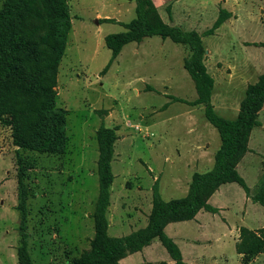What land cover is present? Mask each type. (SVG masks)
Segmentation results:
<instances>
[{
	"label": "rangeland",
	"instance_id": "374dc122",
	"mask_svg": "<svg viewBox=\"0 0 264 264\" xmlns=\"http://www.w3.org/2000/svg\"><path fill=\"white\" fill-rule=\"evenodd\" d=\"M4 1L0 0V8ZM67 1L73 22L58 70L56 91L58 106L68 111V147L60 155L19 148L14 144L11 127L0 121V264H19V174L23 176L27 193L32 259L40 264H75L80 254L90 248L95 233L92 215L99 193L96 134L102 124L116 128L118 135L112 159L115 177L107 213L108 232L112 236L127 235L147 225L155 177L158 176L160 193L165 200L181 198L187 194L194 172L213 167L215 153L221 145L219 132L206 119L203 106L173 101L171 97L190 101L197 97L194 81L183 65L184 58L190 55L186 45L160 36L130 42L123 47L116 62L104 71L112 54L105 37L124 28L120 22L101 21L107 17L130 21L136 16L135 0L134 8L130 0ZM184 1L174 2L171 8L174 18L168 23L177 20L187 30L204 33L219 14L214 0H187L190 13L184 12ZM160 4L161 15L168 19L171 13L165 6L172 3L165 5L160 1ZM116 6H123V11H120L122 7L117 11ZM262 9L264 5L256 8L255 22L242 20L240 25L232 27L228 23L218 33L203 36L205 47L213 50L208 60L209 72L217 80L212 103L226 118L236 117L245 93L244 88L238 87L230 95V107L223 103L224 72L219 68L223 64L219 62L218 51H227L233 45L232 49L239 53L245 50L243 43L249 40L264 41ZM188 14L192 15L190 21ZM250 49L262 57L264 69V47ZM149 86L155 89L148 90ZM250 145L264 153L262 128L254 129ZM262 160L252 152L243 159L239 172L248 185L254 184L255 169L262 165ZM222 191L230 202L231 209L224 216L230 222L232 238L224 244L206 242L197 251L205 257L221 255L217 264H222V256L229 261L223 264H264V252L245 262L244 255L236 250L241 224L256 226L251 221L258 219L262 224L264 214L258 207L262 210L263 207L255 206L250 211V221L242 223L244 189L234 182L224 185ZM220 219L219 216L211 221L205 231L199 230L195 220L172 222L166 232L178 237L213 233L215 240L228 232ZM234 237L239 240L235 242ZM154 243L155 257L171 260L160 240L155 239ZM181 244L188 255L190 247ZM134 258L138 262L141 255L135 254Z\"/></svg>",
	"mask_w": 264,
	"mask_h": 264
},
{
	"label": "trees",
	"instance_id": "16d2710c",
	"mask_svg": "<svg viewBox=\"0 0 264 264\" xmlns=\"http://www.w3.org/2000/svg\"><path fill=\"white\" fill-rule=\"evenodd\" d=\"M136 16L121 22L124 31L106 35L105 42L112 54L104 68L107 71L123 47L130 42H141L146 37L160 36L186 45L190 55L183 65L195 83L197 98L190 101L171 96L173 101L203 106L206 119L218 130L221 145L214 156V166L205 172H194L187 194L165 200L159 184L153 185L152 209L148 223L127 235L109 234L107 217L114 180L112 159L118 138L117 129L102 124L97 130L99 156L97 161L99 193L93 212L95 233L90 248L83 251L75 264H120L124 257L142 250L158 238L175 264H188L176 242L166 233L170 222L193 219L205 209L218 212L208 200L224 183L236 182L254 202L264 207V177L254 190L237 169L238 163L250 150L252 129L261 124L259 111L264 105V72L257 82L249 84L235 118L220 115L212 103L215 79L205 63L206 47L203 36L212 35L232 13L220 8L210 28L200 33L165 22L153 0H135ZM170 12V10L168 9ZM103 21L115 22L107 17ZM170 21H173L170 14ZM72 15L67 0H5L0 8V121L12 129L14 144L19 148L60 155L68 147V111L57 104V77L66 53L72 28ZM264 47V42L259 43ZM148 90H154L149 86ZM21 201L17 256L19 264L35 262L29 251L27 225V193L23 176L18 177ZM238 253L245 262L264 252V227L259 231L242 226Z\"/></svg>",
	"mask_w": 264,
	"mask_h": 264
},
{
	"label": "crops",
	"instance_id": "0c3cea01",
	"mask_svg": "<svg viewBox=\"0 0 264 264\" xmlns=\"http://www.w3.org/2000/svg\"><path fill=\"white\" fill-rule=\"evenodd\" d=\"M133 1L134 0H130V3L132 5H133ZM160 1L162 3H166L165 5H167L169 2L172 3L171 5L169 4L168 6H165V9H167V10L169 9L170 10L171 18L173 19L174 17L172 16V10H171L172 5L174 4V2L178 3L181 0H163V1L162 0H159V1L158 0H153L154 4L156 5V7H157V9L159 11L160 16L162 17V19L165 22L168 23L170 21V15H169L168 19H166L165 17H163L161 15V13H160V6H161ZM214 3L216 4V6H217V8L219 10H220V8H225V9H227L228 11H230L232 13L231 18L227 19L215 31L214 34H216L225 25H227L228 23H229V26L232 27V26H235V25H240L242 20L247 21V19H248L250 22H255V10H256V8H261L264 5V0H249V2H248V0H214ZM247 3H250V6L247 5ZM183 6L185 8V10H184L185 13H186V11L188 13L191 12V10L188 7L189 5H188V1L187 0L184 1ZM119 7H122V10ZM135 7H136V5H135ZM133 8H134V5H133ZM115 9L117 11L120 9V11L122 12L123 11V6H116ZM219 10H218V13H219ZM262 11H264V10L262 9ZM244 14L246 15V18L243 17ZM191 16H192L191 14L187 15V18H188L189 21H190ZM121 21H122L121 19H118V18L115 19V23H119L120 22L119 23L120 25H122ZM106 22H109V21H106ZM122 22H127V21H122ZM174 23L182 26L181 23H179L177 20ZM122 27L125 30V27L123 25H122ZM182 28H184V27L182 26ZM184 29L187 30L186 28H184ZM244 29H245V25H244ZM133 42H135V41H133ZM261 42H264V41L249 40L248 43H243L244 44L243 47L245 48V50L241 51L239 53H237L236 51H234L232 49L233 45H231V47H229L230 49L227 50V51L226 50L223 51L221 49L218 51V53L220 55V58H219L220 61L219 62H222V64H223L219 68L222 67V71L224 72L225 92L223 93L224 95H223L222 101H223V103H225V106L230 107L229 98H230V95H231L232 91L235 92V90L239 87V88H244V93H245V90H246L247 86L249 84L257 82V80L259 79L260 75L264 72V69L262 68V60H261L262 57L259 56L256 52L251 51V49H250V51H248V48H251V46H255V48L257 46H260L259 43H261ZM261 47H263V46H261ZM137 51H138L137 49H134V52H137ZM212 54H213V50L206 47L205 63L207 65V67H208V60H209V58H210V56ZM119 55H118V57H119ZM118 57L114 60L115 62L118 59ZM208 70H209V67H208ZM216 85H217V80L215 79L214 90H215ZM151 87H153V86H151ZM213 95H212V97H213ZM239 108H240V104H239V107H238V112H239ZM238 112H237V114H238ZM237 114H236V116H237ZM262 117H264V105L261 108V110L259 111V120H260L261 124L258 125V126H255L252 129V132H251V135H250V140H249V149L250 150L246 153V154H248V153L252 152L253 154H255L257 156H261V158L263 159L262 160V165L260 167H256V169H255L256 170V175H255V179H254V184L249 185L251 190H254L256 187H258V185L260 184V181L264 177V153L258 151L255 148H252L251 145H250L254 129L257 128V127H260V128H262V130H264V121H262ZM253 150H255L256 153H254ZM246 154L244 155L242 160L237 165L238 171H239V167L242 164V161L245 158ZM213 166H214V164H213ZM154 179H155V182L156 181L158 182V176L155 177ZM231 183H234V182H228V183L222 184L213 193V195L208 200V202L211 205H213V206L218 208V212L213 213V212L207 211L205 209H201L196 214V216L193 219H191V220H195V222L198 225L199 230L205 231V229L207 228L206 226L209 225L211 221H215L216 218H218L220 216V218H221L220 220H222L221 222L224 224V226H226L228 228V232H227L226 236L223 235L221 238L217 237L214 240V239H212L213 235H214L213 233H197L194 236H191V235L183 236L182 235V236L178 237V236H175V235H172V234H169V233L166 232L176 242V244L179 246V248H180V250L182 252L183 260L185 262H187L188 264H204V263H206V264H217V262L219 261L217 259L220 258V256H221L220 254L221 253L219 254L220 256L217 257V258L214 255L212 257H205V255L203 253H200V252L197 251L198 246H201L202 244H204L206 242L209 243V244L210 243L211 244H215V243L224 244V243L229 242V240L232 238L231 237L232 236L231 233H229V231H231L230 222L224 216L226 211L231 209V207L229 206L230 202H229V199L227 198L226 192L222 191V188H223L224 185L231 184ZM158 184H159V182H158ZM189 185H190V182H189ZM159 189H160V187H159ZM188 190H189V188H188ZM214 200L217 203H213ZM258 204L261 205L258 202H254L251 199V197L247 196V194H246V197L243 200V208H242V215H241L242 223H244L246 221H250V220H248L249 216L251 214L250 211L252 209H254L255 206H257ZM151 207H152V205H151ZM261 207H263V206L261 205ZM151 209H150V212H151ZM258 210H260L264 214V211H263L264 207H263V210L260 207H258ZM150 212H149V214H150ZM148 218H149V216H148ZM186 221H188V220H186ZM259 221H260L259 219L254 221V222L251 221V223L253 225L256 224V226H245V225L241 224V227L245 226V227H248V228H250L252 230H256L258 228L264 227V222H261L262 224H260ZM179 222H181V221H179ZM170 223H172V222H170ZM170 223H168L167 226ZM166 227H165V230H166ZM237 236H239V234H237ZM238 238L239 237H234V241L235 242L238 241L239 240ZM155 239H158V238H155ZM155 239L152 241V243L150 245L145 246L142 250H140L138 252H134L132 254H129L128 256H126L123 259H121L120 260V264H141L143 262H144V264H175V261L172 258H171V260H158V258L155 257V249H154L155 248V246H154ZM182 242L185 243L188 247H190V251H189L188 255H186V252H185V250H184V248H183V246L181 244ZM222 253H224V252H222ZM135 254H140L141 255V260H139L138 262L135 261V258H134ZM206 260H208V261L210 260L211 262L207 263ZM220 262H222V264H223V263H228L229 261H228L227 257L222 256V261L220 259Z\"/></svg>",
	"mask_w": 264,
	"mask_h": 264
},
{
	"label": "water",
	"instance_id": "95a60500",
	"mask_svg": "<svg viewBox=\"0 0 264 264\" xmlns=\"http://www.w3.org/2000/svg\"><path fill=\"white\" fill-rule=\"evenodd\" d=\"M175 23L174 22H171L170 25H174Z\"/></svg>",
	"mask_w": 264,
	"mask_h": 264
}]
</instances>
